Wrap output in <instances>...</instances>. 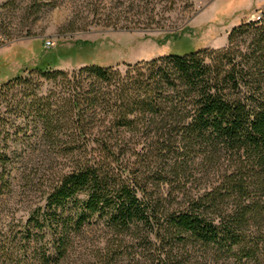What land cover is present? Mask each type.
I'll use <instances>...</instances> for the list:
<instances>
[{
	"label": "trees",
	"instance_id": "1",
	"mask_svg": "<svg viewBox=\"0 0 264 264\" xmlns=\"http://www.w3.org/2000/svg\"><path fill=\"white\" fill-rule=\"evenodd\" d=\"M54 59L41 54L0 84V195L13 114L39 126L70 164L30 219L48 229L59 257L70 229L96 217L117 232L147 228L156 244L198 245L215 260L264 261V229L252 228L264 224V16L233 27L226 48L161 55L123 72L68 73ZM41 78L63 92L36 94ZM139 133L152 139L148 160L126 146Z\"/></svg>",
	"mask_w": 264,
	"mask_h": 264
},
{
	"label": "rangeland",
	"instance_id": "2",
	"mask_svg": "<svg viewBox=\"0 0 264 264\" xmlns=\"http://www.w3.org/2000/svg\"><path fill=\"white\" fill-rule=\"evenodd\" d=\"M262 16L264 0H0V84L33 66L41 54L68 73L84 65L123 72L126 64L161 55L226 48L233 27ZM47 40L54 45L47 48ZM40 82L36 94L63 92L52 81ZM7 134L9 187L0 195V264H46L43 252L51 257L47 264H264L215 260L198 245L156 244L147 228L117 232L96 217L70 229L67 251L59 257L48 229L30 219L69 161L46 147L39 126L23 118L10 115ZM140 136L126 137V146L148 160L152 139ZM259 226L264 229V224L252 228Z\"/></svg>",
	"mask_w": 264,
	"mask_h": 264
},
{
	"label": "built area",
	"instance_id": "3",
	"mask_svg": "<svg viewBox=\"0 0 264 264\" xmlns=\"http://www.w3.org/2000/svg\"><path fill=\"white\" fill-rule=\"evenodd\" d=\"M259 18V17H258ZM52 45H54L50 40H47V41H45V46L47 47V48H49V47H51Z\"/></svg>",
	"mask_w": 264,
	"mask_h": 264
},
{
	"label": "water",
	"instance_id": "4",
	"mask_svg": "<svg viewBox=\"0 0 264 264\" xmlns=\"http://www.w3.org/2000/svg\"><path fill=\"white\" fill-rule=\"evenodd\" d=\"M251 19H253V18H251Z\"/></svg>",
	"mask_w": 264,
	"mask_h": 264
}]
</instances>
